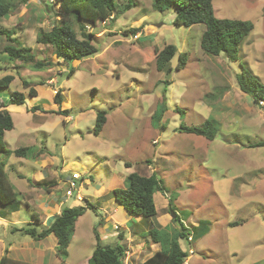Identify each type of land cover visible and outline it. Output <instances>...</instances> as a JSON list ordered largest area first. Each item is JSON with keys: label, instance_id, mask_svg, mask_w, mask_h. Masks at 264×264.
Masks as SVG:
<instances>
[{"label": "rangeland", "instance_id": "rangeland-1", "mask_svg": "<svg viewBox=\"0 0 264 264\" xmlns=\"http://www.w3.org/2000/svg\"><path fill=\"white\" fill-rule=\"evenodd\" d=\"M116 3L121 11L116 19L95 29L99 49L95 56L44 70L25 64L20 73L13 69L15 62L0 56V79L10 74L15 77L9 88L0 91L4 110L15 122V129L6 137L11 152L1 157L10 181L22 190L28 181L38 186L34 180L37 171H43L37 155L40 151L50 162V178L59 182L55 193L59 198L66 196L64 182L74 173L100 186L124 185L133 173L155 174L164 184V192L154 193L159 214L141 220V229L173 234L186 228L194 242L179 237L178 243L189 255L187 264H264V147L250 148L264 141V105L256 104L251 96L248 100L237 81L247 70L264 85V0H212L218 19L254 26L235 60L225 53L207 55L201 47L206 26H175V7L157 11L154 0H133L130 10L122 11L129 0ZM57 8L48 0L19 3L0 20V29L18 33L12 37L31 47L36 61L48 60L54 56L53 49L37 44L36 37L52 28ZM138 28V40L133 39L137 33L125 35ZM75 30L80 34L77 26ZM5 37L0 35V51L8 44ZM166 45H174L178 52L159 71L156 55ZM181 54L186 63L178 71ZM73 67L76 73L68 77ZM26 80L34 88L55 81L47 85L51 90L37 87L38 105L51 111L55 104L52 90H62L61 110L67 114H57L55 105L54 112L31 111L36 99L30 95L24 106L11 104L12 92H26ZM100 111H106L108 124L96 136L92 131ZM207 121L214 124V140L180 131L182 126L201 127ZM23 147L30 148L26 157L12 151ZM19 174L25 181H18ZM95 185L85 187L82 196L93 205L87 215L97 227L95 234L100 230L103 237L100 222L106 214L97 208L106 200L97 201ZM74 200L77 192L65 208ZM18 204L22 214L31 218V208L23 198ZM169 217V227L160 228L159 219L165 223ZM135 222L136 217L129 228ZM3 225L0 222V230ZM90 228L82 223L79 230ZM210 228L213 234L200 241ZM115 233L110 236L117 240ZM146 239L153 242L148 232ZM102 243L110 242L104 238ZM191 249L194 254L189 253ZM87 254L83 251L78 260Z\"/></svg>", "mask_w": 264, "mask_h": 264}, {"label": "trees", "instance_id": "trees-1", "mask_svg": "<svg viewBox=\"0 0 264 264\" xmlns=\"http://www.w3.org/2000/svg\"><path fill=\"white\" fill-rule=\"evenodd\" d=\"M28 0H0V20L7 17L14 10V5L26 3ZM132 1L126 4L124 10H130ZM57 8L55 22L50 31H42L37 35V44L44 45L53 49L54 57L65 63L78 62L82 59L90 58L99 53L97 47V36L95 29L98 30V24L116 19L118 5L116 0H56L53 4ZM153 7L157 11H166L176 8L177 14L174 20L175 26L191 27L198 24H204L206 30L202 35L201 47L209 56H220L225 53L227 57L235 60L240 46L254 29L251 22L236 21L228 19H218L215 16L212 0H154ZM111 21V22H112ZM110 22V23H111ZM78 27L80 34L75 30ZM138 29H132L125 32V35L136 34ZM14 31L0 29V35L7 38L8 44L0 51L8 55L12 60H20L25 64L34 65L35 69L44 70L55 63L53 60L36 61L32 49L21 45H14L18 40L13 38ZM178 50L174 45H166L161 51L157 52L156 64L159 71L166 69L167 65L177 54ZM186 60L183 54L180 55V64L177 70L180 71L185 66ZM76 73L73 67L68 73V77ZM14 81V76L7 75L0 79V91L9 88ZM237 81L242 92L251 96L256 104L264 102V85L260 79L251 72L244 70L237 76ZM25 89H29V95L36 97L37 92L32 87V83L23 82ZM11 104L22 106L26 103V96L23 92L15 91L11 93ZM55 103L60 107L57 114H67V110L62 111L63 95L61 90L56 91L54 97ZM4 105L3 108H5ZM32 110H42L39 106ZM107 121L106 111H100L97 114V120L93 133L98 136ZM14 121L12 116L5 110H0V206L6 207L18 201L19 195L11 185L4 169V163L1 160L3 155L10 154L5 143V133L12 131ZM181 132L195 134L206 137L209 140L216 138L214 124L210 121L205 122L201 127L180 128ZM256 147H264V141L255 143ZM26 149H18L16 155L22 156ZM164 192L163 181L156 176H142L138 173L131 174L127 179L126 188L114 190L116 200L133 217H141L144 220L153 219L157 215V209L154 202V193ZM92 205L83 207L64 208L61 215L56 217L48 227H42L38 224H28L18 229L23 235L36 241L43 240L49 235L54 234L58 239L57 255L65 260L68 256V248L75 232L77 220L85 214ZM207 231L204 232L206 234ZM187 234V235H186ZM203 234V235H204ZM149 235L152 241L161 245V250L148 259L144 264H185L189 255L184 252L179 243V237L191 236L186 232V228L173 234L163 232L157 229H151ZM124 235H120V240ZM98 244L90 258L88 264H125L126 248L123 245H103L97 235ZM8 249L5 250L0 264H26L14 261L8 256Z\"/></svg>", "mask_w": 264, "mask_h": 264}, {"label": "crops", "instance_id": "crops-1", "mask_svg": "<svg viewBox=\"0 0 264 264\" xmlns=\"http://www.w3.org/2000/svg\"><path fill=\"white\" fill-rule=\"evenodd\" d=\"M17 34L15 33V35H17ZM15 38L18 40V42L17 43L14 42V45H21L23 47H26L20 41L19 37H15ZM6 40H7V38H6ZM36 40H37V37H36ZM28 48H31V47H28ZM32 53H33V49H32ZM2 55L9 58L8 55H6L4 53L0 54V56H2ZM54 58H55L54 56L50 57V59L53 60V62L55 63ZM10 60H12V59H10ZM35 60H36V58H35ZM0 61H1L0 63L3 62L2 60H0ZM5 62H6V60H5ZM13 62H15L14 64H17V65L13 64L14 65L13 69L14 70L17 69V72L20 73V69L22 70L25 63L21 62L20 60H12V63ZM58 63H65V62L58 60V62L55 64H58ZM30 65L34 68L33 63ZM10 75L14 76V74H10ZM14 80H15V77H14ZM54 83H55V81H49V82H45L43 84L40 83L37 85V87L41 86V88L47 89L48 84L54 85ZM32 85H33V83H32ZM37 87H35V88L33 87L37 92V96L31 97L32 99H36L35 103L33 105H31L29 108L31 111H33L32 108L39 106L38 102L41 99L40 92L38 91ZM47 90H51V89L48 88ZM25 91L26 92H23V93L26 96V102H27V95H29V89H26ZM239 91L241 93H243L246 98H248L247 97L248 95L245 94L244 92H242L241 89ZM61 92H62V90H61ZM52 95H53V97H55V95H56L55 89L52 90ZM62 95H63V93H62ZM63 100H64V98H63ZM248 100H250V99L248 98ZM4 105L5 104H2V100H0V110L5 109V108H3ZM24 105H22V106H24ZM54 105H55V107H58V110L56 111V112H58L60 107L56 103L53 104V106H51V108H50L51 111L46 110V109H42V110H38L35 112H37V113H39V112H42V113L54 112V110H55ZM19 107H21V106H19ZM39 107L41 108V106H39ZM67 118H68V120H70L69 117H67ZM107 124H108V120L106 121V124L103 127L101 133L107 127ZM14 129H15V122H14L13 130ZM9 132H11V131H8L5 133V143H6V137H7ZM253 145L254 144H252L250 146V148H254ZM20 149H26L25 153L22 155V157H26V154H27V152H29L30 148L29 147H23ZM12 151H16V150H12ZM37 155L39 156V158L42 159L39 161V163H40L41 169L43 170V171H41V170L37 171L36 180H34V181H36L38 186H33L32 183L30 181H28L27 185L25 186L26 189H24L26 191H24V190H22V188H18L12 184V182L9 179L7 172L5 171L11 185L14 187L16 193H18L19 198H18V201L16 203L10 204V205H8L6 207H2V208L0 206V208L3 210V211L0 210V222H2L4 224L1 227L2 229L0 230V232L3 233L0 235V260L3 257L5 250L8 249V251H9L8 256L10 259H12L14 261L21 262V263H26V264H88L90 258L92 257V255H93V253L97 247V244H98V243H96L97 235L99 236L101 243H102V240L104 238H107V240L110 242V243H106V244L102 243L103 245L116 246V245L120 244L126 248V256H125V261H124L125 264H144L148 259H150L153 255H155L158 251L161 250L160 244L155 243V242H151L148 239H146V233L147 232L149 233L151 228H148V227H146L145 229L140 228V225L143 222L141 220H144L143 218L136 217V218H138V222H135V225L133 228H129L128 223L134 217L131 216L128 213V211H126L120 205V203L116 200L115 195H114L115 189H117L119 187L126 188V186H127V183L122 185V183L120 184V182L118 184L113 182V183H110L108 185L104 184V185L100 186L98 184L95 185V183H91V181H89V180H87V181L83 180L82 181L81 187L79 186V190L76 191L77 195L79 194L80 197H82V200H79L77 198V200H74L73 203L69 207L70 208L80 207V206L83 207V206H85V205H83L84 202H86L87 205L88 204L92 205L91 201L89 202V200L86 196L85 197L82 196V190L85 187L89 188V187H93L95 185V189H96L95 193H96L97 201H100L103 199L106 200V201L101 203L100 207L97 208L98 210L99 209L103 210L104 213L106 214V217L102 218V220L100 222V226L104 227L105 236L102 237L100 235V230L95 234V232L97 231V227L96 228L94 227V224L91 221V219L88 217V215H87L88 213L86 211L85 214L83 216H81L76 222L75 232H74L73 238H72L73 240H71V242H70V245L68 248V256L65 260H62L57 255L58 239L54 234H51L47 238L40 240V241H36V240H34L28 236H24L21 232L18 231V229H21V228L25 227V225H28V224H38V225H41L42 227L50 226L52 224V222L56 219V217L61 215L63 209L68 204L69 199L73 198L75 196V194H74L73 197L69 198V197H66L64 194H62L60 196L61 198H59L55 195V193L58 192L57 188H58L59 182L56 179H51L49 174H48V166H49L48 164L50 163V162H48V158L43 156L42 151L38 152ZM35 157H36V155H35ZM149 167H150V165H149ZM43 173H44V175H43ZM17 176H18L17 177L18 181H25V176H23L22 174H19ZM147 177H149V176H147ZM70 179L71 178H68L64 182V184H65V186H67V188H68ZM126 181H127V179H126ZM155 196L156 195L154 194V202H155ZM20 197L23 198L26 205L29 208H31V211H32L30 214L31 218L30 217L28 218L22 214L23 213L22 206L20 204H18V202L20 201ZM155 206H156V202H155ZM156 209H157V207H156ZM162 212H166L167 216L169 215V213L166 211L165 208H163ZM158 214H159V212L157 209V215L156 216H158ZM167 220L168 221H166L164 223L162 218L159 219V222H161L159 224V227L160 228L169 227L171 217H169V219H167ZM85 221H87V222H85ZM82 223H84L86 225L87 224L90 225L91 228L89 230H85V229L82 230L81 229V231H80L79 228H80V224H82ZM233 224H235V223H233ZM101 227H99V228H101ZM116 227H119V228L116 229ZM111 233H115L117 240L115 239V237L110 236ZM78 234H80L81 236L79 237ZM212 234H213V230L211 228L208 229L206 234H204V236H202L200 241L204 237L206 238ZM120 235H124V238L122 240H120ZM139 236L144 237L145 239H143V241L138 240L137 237H139ZM78 237L80 238V240L75 241V239ZM94 238H95V241H94ZM193 242H194V238L192 237V242H189V243H193ZM83 251H88V254L84 258L78 260L79 254H81ZM187 263H188V259L185 262V264H187Z\"/></svg>", "mask_w": 264, "mask_h": 264}, {"label": "built area", "instance_id": "built-area-1", "mask_svg": "<svg viewBox=\"0 0 264 264\" xmlns=\"http://www.w3.org/2000/svg\"><path fill=\"white\" fill-rule=\"evenodd\" d=\"M48 2H49V4L53 5V4L56 3V0H48ZM112 19H113V16L110 18V20L101 22L100 24L101 25H107L108 22L110 23L112 21ZM139 37H140V34L137 33L135 36H133V39L138 40ZM260 104L264 105V102H260ZM80 181H81V183H79ZM82 181H83L82 176L79 173H74L72 175L71 179L69 180V185H68V189L66 191V196L67 197H73L75 192L79 190V186L81 187ZM77 198L79 200H82V197H80L79 194L77 195ZM118 228L119 227H116V229H118ZM188 241L192 242V237L191 236L188 238ZM189 253L193 254L194 251L191 249Z\"/></svg>", "mask_w": 264, "mask_h": 264}, {"label": "water", "instance_id": "water-1", "mask_svg": "<svg viewBox=\"0 0 264 264\" xmlns=\"http://www.w3.org/2000/svg\"><path fill=\"white\" fill-rule=\"evenodd\" d=\"M173 217H175V215H173Z\"/></svg>", "mask_w": 264, "mask_h": 264}]
</instances>
